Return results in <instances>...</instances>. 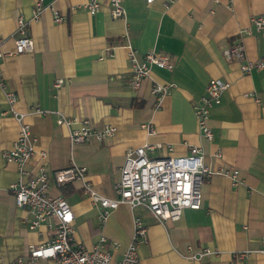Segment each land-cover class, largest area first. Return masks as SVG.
<instances>
[{"label": "crops", "instance_id": "crops-1", "mask_svg": "<svg viewBox=\"0 0 264 264\" xmlns=\"http://www.w3.org/2000/svg\"><path fill=\"white\" fill-rule=\"evenodd\" d=\"M41 1V13L33 19L35 0H0L5 52L0 77L16 93L18 110H48L26 117L36 137V154L27 168L35 172L42 165L50 192L71 205L75 239L92 248L104 236L116 261L132 239L133 218L139 217L146 227L137 246L141 264H264L259 251L264 234V66L249 72L240 68L264 58V28L250 21L252 15H264V0H123V19L110 15L108 0H99L104 7L93 14L84 7L88 0ZM55 11L60 22L53 19ZM18 16L27 22L32 51L14 52ZM127 43L138 59L148 50L171 55L172 70L151 66L149 76L132 90ZM236 43L244 46L241 59L227 55ZM57 78L61 83L55 87ZM211 78L228 86L209 110L208 140L198 129L192 105ZM153 81L174 86L156 98ZM8 107L0 86V264H58L29 257L30 244L53 237L54 218H49L51 227L30 229V213L15 204L9 186L18 178L17 166L3 152L11 147L18 124ZM58 113L88 118L95 129H116L100 140L90 135L71 143L69 130L76 125H58ZM143 144L153 145L146 149L152 157L186 154L191 145L202 148L210 173L201 185L199 208H184L178 219L160 222L144 206L120 203L101 219L99 206L82 194L80 181L57 185L52 178L56 169L82 165L93 189L114 198L126 150ZM187 245L209 253L186 258Z\"/></svg>", "mask_w": 264, "mask_h": 264}, {"label": "built area", "instance_id": "built-area-1", "mask_svg": "<svg viewBox=\"0 0 264 264\" xmlns=\"http://www.w3.org/2000/svg\"><path fill=\"white\" fill-rule=\"evenodd\" d=\"M147 3L153 0H145ZM110 15L114 18H124L126 10L123 0H108ZM85 9L93 14L104 7L99 0H88L84 3ZM42 10V1L35 0L33 7V19L39 17ZM55 22L63 18L56 11L53 17ZM251 23L256 29L264 28V15H252ZM17 35L14 38V52L21 53L33 50V40L28 35L26 24L21 16L17 18ZM3 38L0 36V58L5 55L2 48ZM127 56L130 62L129 85L132 90L140 87L144 78L149 76L151 66H157L166 70H172L174 58L163 52L148 50L138 59L136 50L128 43ZM110 51V49H108ZM110 53V52H109ZM229 58L241 59L244 56V46L236 43L227 50ZM264 66V58L254 61H246L240 65L243 72H249L255 67ZM61 79L57 78L53 86L57 87ZM0 86L4 89V98L9 107L6 110L18 124L17 135L11 147L3 152L7 161L16 163L18 178L10 184L15 204L26 209L31 217L28 219V227L37 229L41 224L52 226L49 218H54V235L51 239L28 246L30 259L52 258L58 264H141L137 254V246L145 237L146 227L139 217L133 218V234L131 241L124 248L121 257L113 261L112 254L105 248V237L100 236L92 248H86L82 242L74 237V213L66 199L50 192L48 174L41 165L37 171L32 172L27 168L30 159L36 154V137L30 134V123L26 120L28 115H44L48 112L38 106L31 107L28 111L16 108V93L7 89L0 77ZM174 86L173 82L153 81L151 93L156 98L167 94ZM227 82L219 78H211L205 87V92L194 102L192 107L198 129L206 139H211L212 132L207 124L209 110L213 104L220 101L221 93L227 88ZM58 125L75 127L69 130L71 143L86 141L90 135L98 140L111 136L115 127L105 125L101 129H95L91 120L79 118L76 115L65 116L58 113L56 118ZM148 132H153L151 124H143ZM153 145L143 144L135 148H128L124 161L120 167L119 179L115 183L116 197L111 198L96 192L91 183L86 179V167L72 164L53 171L52 178L57 185L80 181L81 191L84 196L99 206V215L103 219L111 209L120 203H127L130 207L144 206L158 221L176 220L181 216L184 208H199L201 205V185L205 176L210 173L208 166L203 162V150L198 145L189 146L186 154H168L162 157H152L146 149H152ZM170 149V148H169ZM40 158H45V152H39ZM237 170H232L235 179ZM259 251L264 254V234L260 238ZM209 253L208 248L193 250L187 245L183 254L189 259H199ZM21 262V259L17 260Z\"/></svg>", "mask_w": 264, "mask_h": 264}]
</instances>
